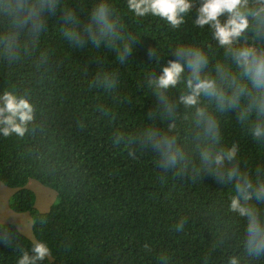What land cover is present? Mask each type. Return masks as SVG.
Segmentation results:
<instances>
[{
	"label": "trees",
	"instance_id": "trees-1",
	"mask_svg": "<svg viewBox=\"0 0 264 264\" xmlns=\"http://www.w3.org/2000/svg\"><path fill=\"white\" fill-rule=\"evenodd\" d=\"M111 2L126 32L138 38L127 64L117 63L106 48L72 47L60 31V10L49 14L46 30L34 45L29 41L27 50L21 49L18 60L0 58V92L7 88L30 94L38 109L34 131L23 139L0 137V182L16 189L8 206L28 212L31 222L37 220L31 224L33 236L47 242L52 252L42 264H156L161 250L171 254L172 264H202L223 228L233 238L211 253L209 264H227L234 254L242 256L241 264H264L243 254V221L227 212L233 194L229 187L221 188L208 176L193 183L162 175L147 150L132 159L113 146L116 130H135L147 121L153 98L142 84L144 73L155 67L149 64L148 48L157 46L166 54L178 41L204 44L208 36L190 24L187 31L170 32L161 21L134 18L126 0ZM67 3L83 22L94 0ZM100 69L116 73L115 89L90 86ZM222 131L226 141L239 143L241 166L264 162V148L253 144L234 119L224 117ZM31 178L56 192L57 202L45 212L35 206V192L26 187ZM41 214L47 219L44 225L38 222ZM180 216L188 218L183 233L173 230ZM145 242L153 246L151 254L144 253ZM19 248H31L25 234L12 247L0 244V264H16Z\"/></svg>",
	"mask_w": 264,
	"mask_h": 264
},
{
	"label": "clouds",
	"instance_id": "clouds-1",
	"mask_svg": "<svg viewBox=\"0 0 264 264\" xmlns=\"http://www.w3.org/2000/svg\"><path fill=\"white\" fill-rule=\"evenodd\" d=\"M126 8L137 20L163 22L170 32L187 31L185 25L190 24L206 33L208 42L178 41L166 54L157 46L148 48L149 64L155 67L144 73L142 84L153 98L147 121L135 130H116L113 146L132 159L147 150L162 175L193 183L208 176L221 188L229 187L233 194L227 212L243 221V254L264 260V162L254 168L241 166L239 143L226 141L222 131L223 118L231 117L253 144L264 148V0H126ZM58 10L61 34L72 47L106 48L120 65L130 61L138 38L126 32L111 0H94L83 22L67 0H0V58L18 60L21 49L27 50L29 41L35 44L49 14ZM163 58L167 59L162 63ZM41 61L46 62L43 54ZM117 83L116 73L100 69L90 86L111 91ZM37 111L30 94L4 89L0 137L23 139L36 129ZM4 220L0 219V244L12 247L23 232L11 231ZM36 222L33 219V225ZM38 222L46 224V216L41 214ZM187 223L188 218L180 216L173 230L183 233ZM232 238L227 228L218 229L202 264H209L211 253ZM30 241V250L19 248L16 264H42L52 255L47 242L35 237ZM143 251L151 254L153 246L145 242ZM155 260L172 264L167 250L157 252ZM241 260V255H230L227 264Z\"/></svg>",
	"mask_w": 264,
	"mask_h": 264
},
{
	"label": "rangeland",
	"instance_id": "rangeland-1",
	"mask_svg": "<svg viewBox=\"0 0 264 264\" xmlns=\"http://www.w3.org/2000/svg\"><path fill=\"white\" fill-rule=\"evenodd\" d=\"M26 187L32 189L35 192L36 204L40 202L46 204V207L44 209H47L50 204L57 202L55 190L41 184L39 181L33 178L29 179ZM15 190V188L8 187L0 182V219H3L5 217L4 223H12L21 232H23V234L25 233L30 237H34L31 229V217L28 212H16L8 206V198ZM42 190L49 191L50 195L48 196L43 194Z\"/></svg>",
	"mask_w": 264,
	"mask_h": 264
},
{
	"label": "crops",
	"instance_id": "crops-1",
	"mask_svg": "<svg viewBox=\"0 0 264 264\" xmlns=\"http://www.w3.org/2000/svg\"><path fill=\"white\" fill-rule=\"evenodd\" d=\"M29 181V180H28ZM42 193L45 194V195H50V192L47 191V190H42ZM35 205L36 207L41 211V212H45L49 209V207L51 206V204L49 205V207L47 209H44L46 207V204H44L43 202H40L38 204H36V201H35ZM39 205V206H38ZM28 229V228H27ZM25 234V233H24ZM26 236H28L29 238H31L28 234H25Z\"/></svg>",
	"mask_w": 264,
	"mask_h": 264
}]
</instances>
